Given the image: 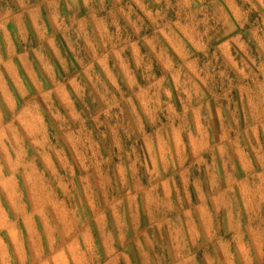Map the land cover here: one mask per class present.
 <instances>
[{
  "label": "clouds",
  "instance_id": "1",
  "mask_svg": "<svg viewBox=\"0 0 264 264\" xmlns=\"http://www.w3.org/2000/svg\"><path fill=\"white\" fill-rule=\"evenodd\" d=\"M5 213L0 264H264V0H0Z\"/></svg>",
  "mask_w": 264,
  "mask_h": 264
},
{
  "label": "rangeland",
  "instance_id": "2",
  "mask_svg": "<svg viewBox=\"0 0 264 264\" xmlns=\"http://www.w3.org/2000/svg\"><path fill=\"white\" fill-rule=\"evenodd\" d=\"M10 51H11V49H10ZM177 51H179V49H177ZM21 59L24 62V69L23 70L27 73V75L29 77H31V80L33 81V83H35L36 86L39 87V83H38V81H36V76H35V73L32 71L31 65L28 63L26 58H21ZM42 63H46V61L42 60ZM8 72H9V75L11 76L12 80L15 82L16 87L18 89L22 90L23 85H22L21 81L16 77L14 66L9 65L8 66ZM5 98H8L7 95ZM8 205L10 208L17 209V218L23 217V219L21 220L22 226L23 225L31 226V221L29 220L28 214L19 210V209H21V205H19L14 200H9ZM36 211H39V210L37 209ZM0 222L7 223V213H5L2 217H0ZM45 223H47L46 219H45ZM71 247H73V246H70V248ZM52 259L56 262V264H60L61 260L63 259V252L58 253ZM44 264H47V261H45Z\"/></svg>",
  "mask_w": 264,
  "mask_h": 264
}]
</instances>
